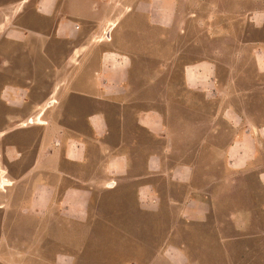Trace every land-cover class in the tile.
Segmentation results:
<instances>
[{
  "label": "crops",
  "instance_id": "0c3cea01",
  "mask_svg": "<svg viewBox=\"0 0 264 264\" xmlns=\"http://www.w3.org/2000/svg\"><path fill=\"white\" fill-rule=\"evenodd\" d=\"M259 195L264 0H0V262L264 264Z\"/></svg>",
  "mask_w": 264,
  "mask_h": 264
},
{
  "label": "rangeland",
  "instance_id": "374dc122",
  "mask_svg": "<svg viewBox=\"0 0 264 264\" xmlns=\"http://www.w3.org/2000/svg\"><path fill=\"white\" fill-rule=\"evenodd\" d=\"M218 33V31L216 32H212V34H216ZM171 34H168L166 37H170ZM165 37V36H164ZM237 47L235 45H232V46H228L227 47V53L230 54V53H233L235 51ZM162 52H170V47L169 46H166L164 45L162 47ZM227 66H228V71L230 72V75L234 76L237 69L240 68L241 66V62H236V61H233V62H228L227 63ZM58 82V79L55 78V79H52L51 81V84H57ZM43 114V112H41V115ZM210 165L212 168H216L218 169V159L217 158H214V159H210ZM218 175L216 174V177ZM250 183H251V178H246L244 176V179H243V186H244V193L246 194L245 197H249L250 193H251V190H250ZM215 184V183H214ZM219 186L220 184L216 183L214 185V187L216 188L213 192V197H215L216 199H220V191L222 190V187H221V190H219ZM248 195V196H247ZM228 197L230 198H234V186L232 188V192H230L229 194H227ZM259 196H262L264 197L263 195H259ZM260 197V198H262ZM219 208V206H217ZM0 249H3V248H0ZM195 257L196 260L202 262H208V263H211V264H218L222 258V255H219V254H197V255H193ZM234 256V255H233ZM232 256V257H233ZM234 258V257H233ZM238 260L240 261H256V258H257V261L260 262V261H263L264 259H261V256H257V255H240L239 257H237ZM10 260V259H9ZM8 260V261H9ZM2 261V260H1ZM4 262H0V264H3Z\"/></svg>",
  "mask_w": 264,
  "mask_h": 264
},
{
  "label": "bare ground",
  "instance_id": "6f19581e",
  "mask_svg": "<svg viewBox=\"0 0 264 264\" xmlns=\"http://www.w3.org/2000/svg\"><path fill=\"white\" fill-rule=\"evenodd\" d=\"M41 112H42V111H41ZM38 115H41V113H39ZM38 115H37V116H38ZM33 123H36L34 119H33V121L31 122V124H33ZM36 125H43V123H42L41 120H38V123H37ZM22 127H26V124L23 125Z\"/></svg>",
  "mask_w": 264,
  "mask_h": 264
}]
</instances>
